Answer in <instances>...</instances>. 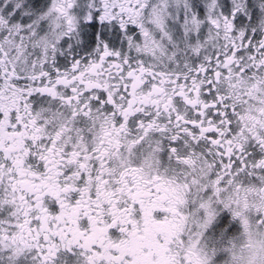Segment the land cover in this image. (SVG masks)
<instances>
[{"label":"snow or ice","instance_id":"snow-or-ice-1","mask_svg":"<svg viewBox=\"0 0 264 264\" xmlns=\"http://www.w3.org/2000/svg\"><path fill=\"white\" fill-rule=\"evenodd\" d=\"M0 264H264V0H0Z\"/></svg>","mask_w":264,"mask_h":264}]
</instances>
